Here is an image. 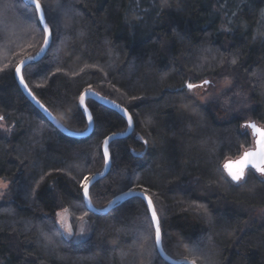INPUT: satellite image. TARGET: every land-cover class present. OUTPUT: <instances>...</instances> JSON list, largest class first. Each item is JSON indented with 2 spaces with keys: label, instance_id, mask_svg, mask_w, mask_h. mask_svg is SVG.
<instances>
[{
  "label": "trees",
  "instance_id": "16d2710c",
  "mask_svg": "<svg viewBox=\"0 0 264 264\" xmlns=\"http://www.w3.org/2000/svg\"><path fill=\"white\" fill-rule=\"evenodd\" d=\"M41 4L59 6L52 13L58 26L49 25L53 43L43 60L24 69L34 96L75 133L89 127L78 106L89 86L134 122L133 134L109 147L110 171L90 189L94 207L104 209L129 189H147L170 257L264 264V179L249 170L235 183L224 169L254 146L251 130L241 125L264 127V0ZM33 8L23 0H0V122L10 128L0 127V178L10 182L0 203V264H168L155 246L143 199L97 216L80 188L84 176L104 171L102 142L126 132L128 121L89 100L92 134L69 137L18 84L16 64L43 43L41 26L29 20ZM223 79L232 82V91L248 93L249 111L231 115L219 102L203 103L196 95L200 87H186ZM65 209L75 229L77 217L88 213V239L65 236L57 223Z\"/></svg>",
  "mask_w": 264,
  "mask_h": 264
},
{
  "label": "snow or ice",
  "instance_id": "6c2138e0",
  "mask_svg": "<svg viewBox=\"0 0 264 264\" xmlns=\"http://www.w3.org/2000/svg\"><path fill=\"white\" fill-rule=\"evenodd\" d=\"M30 4L34 6L32 14L29 16V20H31L33 23L37 24L40 27V32L42 34V41L43 43L39 47V51H37L34 55L27 54L24 55L22 59H20L19 63L15 66V75L19 77V83L24 86L25 89H28V84L25 82L24 75L22 73V69L25 67L26 64L29 62L36 61L39 57H41L43 54H45L48 49L51 47L52 44V36L53 32L52 29L49 27L50 24L57 25V18L52 13L53 11H58L59 6L56 10H53L51 8L46 9L42 4L41 0H30ZM58 26V25H57ZM65 28L69 27V21L66 18L64 21ZM35 45H30V47H34ZM233 63L236 61L233 60ZM59 71V69H57ZM210 82L208 80L203 81V85H207ZM203 85H196L193 83H188L186 87L188 90L195 89L197 87H202ZM37 87H40V85H37ZM91 90L90 86L88 89H85L83 93L79 95V105L78 106H84V113H87L88 116V122L91 124L93 122V117L91 113L88 112L87 107L85 106V98L87 93ZM29 94H31V91L29 90ZM35 99V97H33ZM39 104V101H37ZM41 108H43V105H40ZM116 107H119L116 105ZM47 111V109H45ZM125 115L127 114V111L124 110ZM49 116H51V113H49ZM4 117L0 116V120H3ZM54 119V118H53ZM128 124L129 126L132 125V116L128 115ZM242 128L248 129L251 128L256 136L258 137L256 144L257 148L254 151H246L243 153V155L239 158V160L234 165H225V169L227 171V176L230 177L231 181L234 182H241L245 180L246 178V170L254 169L257 173L260 174L261 177H264V129L257 127L255 123H246L244 125H241ZM7 130V129H6ZM115 135V134H113ZM109 139L106 138L102 142V148H103V159L105 166L107 167L109 165L110 161V152H109ZM146 143V142H145ZM95 179V176H84L83 180L80 182V188L83 190V198L87 201V207L91 210L92 204L91 199L89 195V187L92 184V181ZM0 187L7 188L8 185L5 184L3 181H0ZM133 189H129L127 192H122L123 196H129L133 194ZM3 193L0 192V196H2ZM139 195L144 196V198L147 200V209L151 214V222L155 225V246L159 248L161 253L165 252V249L161 246L162 245V233L160 228V220L158 218L155 206L153 205L152 198L147 195V189H145L142 193H139ZM121 197H117L116 199L119 200ZM111 204L116 203V201H111ZM67 212V209L64 210ZM88 216V213L85 212L83 215H80L77 217V219L81 222L80 231L78 233H74L72 226L70 224H67L63 218V216L60 213H57V217L59 219L57 220V223L61 225V228L63 231L68 235H83L86 231V226L88 224V221L86 217ZM45 240L49 244H53L54 240L52 236H48L45 234ZM192 264H195V261H192Z\"/></svg>",
  "mask_w": 264,
  "mask_h": 264
},
{
  "label": "water",
  "instance_id": "95a60500",
  "mask_svg": "<svg viewBox=\"0 0 264 264\" xmlns=\"http://www.w3.org/2000/svg\"><path fill=\"white\" fill-rule=\"evenodd\" d=\"M23 2L28 5V6H32L34 7L33 5L30 4V0H23ZM50 27V26H49ZM52 43H53V36H52ZM52 45V44H51ZM51 48V47H50ZM50 48L48 49V51L50 50ZM47 51V52H48ZM47 52L45 54H43L41 57H39L36 61L34 62H29L28 64L25 65V67L22 69V73L24 72V69L31 65V64H36V63H39L41 60H43V58L46 56ZM16 79H17V82L18 84L20 85L22 91L24 92L25 96L28 98V100L48 119V121L53 125L55 126L60 132L64 133L65 135L69 136V137H73V138H85V137H88L92 134L93 130H94V121L89 124L88 122V130L84 133H75V132H72L70 130H68L35 96L34 94L32 93V91L30 90L29 86H28V89H25L23 85H21L19 83V77L16 76ZM26 82V81H25ZM29 90L31 91V94H29ZM33 97H35V99H33ZM89 100H94L112 110H115L119 113L122 114V116L128 121V115L129 112L123 108L122 106H120L119 104L113 102L112 100L108 99V98H105L103 96H101L100 94L94 92L93 90H90L87 95H86V98H85V106L87 107V102ZM37 101H39V104L37 103ZM40 105H43V108L40 107ZM116 105H118L119 107H116ZM83 112H84V106H81ZM45 109H47V111H45ZM88 109V107H87ZM124 110L127 111V114L128 115H125V112ZM88 112L90 113L89 109H88ZM49 113H51V116H49ZM85 116H86V119L88 121V116H87V113H84ZM54 118V119H53ZM251 123H255L257 125V127H260L262 129H264V127L260 126L257 122H251ZM252 132V135L253 137L255 138L254 140V147L249 149L248 151H254L256 150L257 148V144H256V141L258 139V137L256 136V134L254 133V131L249 128ZM134 132V122L132 120V125L129 126L128 130L126 132H122V133H116L115 135H111L109 136L108 138L109 139V147L111 145L112 142L116 141V140H122V139H125L127 137H129L130 135H132ZM109 152H110V149H109ZM243 155V154H242ZM241 155V156H242ZM240 156V157H241ZM238 157L237 159H234V160H230V161H227L225 165H234L238 160L239 158ZM111 156H110V161H109V165L107 167H105L104 171L99 173V174H96L95 175V179L92 181V184L90 185L89 187V195H90V189L91 187L97 183L98 181L104 179L109 171H110V168H111ZM225 169V167H224ZM249 170H253L255 171L254 169H249ZM249 170H246V175H247V172ZM225 172L227 173L226 169H225ZM256 172V171H255ZM257 173V172H256ZM259 174V173H257ZM260 175V174H259ZM230 178V177H229ZM234 182V181H233ZM237 183V182H235ZM240 183V182H239ZM143 191L142 190H134L133 191V194L132 195H129V196H123L122 194L119 195V197H121L119 200H117L116 197L115 199H113L112 201H116V203L114 204H109L107 207H105L104 209H97L94 207L92 201H91V204H92V209L90 210L88 207V210L90 211L91 214H94V215H97V216H105L107 214H109L110 212H112V210L121 202L125 201V200H128V199H131V198H141L145 201L146 205H147V200L144 198V196L142 195H139V193H142ZM148 195V194H147ZM149 196V195H148ZM91 199V198H90ZM85 200V199H84ZM85 204L87 206V201L85 200ZM154 205V203H153ZM156 209V208H155ZM157 212V211H156ZM158 215V214H157ZM159 218V217H158ZM155 227V225H154ZM160 228H161V225H160ZM161 233H162V230H161ZM163 247V236H162V245ZM164 248V247H163ZM159 250V248H158ZM159 253L161 255V257L168 263V264H192V261L190 260H186V259H182V260H177V259H174L172 257H170L166 252L164 253H161L160 250H159Z\"/></svg>",
  "mask_w": 264,
  "mask_h": 264
},
{
  "label": "rangeland",
  "instance_id": "374dc122",
  "mask_svg": "<svg viewBox=\"0 0 264 264\" xmlns=\"http://www.w3.org/2000/svg\"><path fill=\"white\" fill-rule=\"evenodd\" d=\"M212 85H205L203 87H200L196 91V95L201 99V101L205 104L211 103V102H219L222 106H224L231 115H239L243 112L249 111L251 106L250 97L247 92L244 90L242 91H232V82L228 79H223L219 81L211 80ZM0 127L3 128V130L10 133V128L0 122ZM7 129V130H6ZM254 147V146H253ZM145 152V150L139 152L134 150V153L142 155ZM261 177V176H260ZM264 179V177H261ZM0 181H3L5 184L8 185V187L5 189L3 187H0V192L3 193L2 196H0V203L3 202L6 197L9 195L10 191V182L7 181L4 178H0ZM65 222L67 224H71V217L68 212L61 211L59 212ZM59 217H57V220ZM88 224L86 226V231L83 235H72L68 236L63 229L61 228V225L58 223L59 227L62 229V232L65 234L66 237L73 239L75 242H80L83 240L88 239L92 234V224L89 221V217H86ZM81 222L78 224V227L75 229L72 226L73 232L78 233L80 231ZM191 261V260H190ZM196 264V263H195Z\"/></svg>",
  "mask_w": 264,
  "mask_h": 264
}]
</instances>
